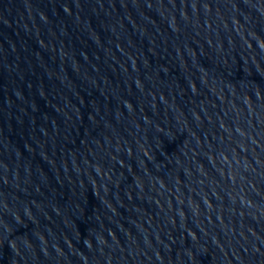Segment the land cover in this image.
<instances>
[{
    "label": "water",
    "instance_id": "water-1",
    "mask_svg": "<svg viewBox=\"0 0 264 264\" xmlns=\"http://www.w3.org/2000/svg\"><path fill=\"white\" fill-rule=\"evenodd\" d=\"M0 264H264V0H0Z\"/></svg>",
    "mask_w": 264,
    "mask_h": 264
}]
</instances>
